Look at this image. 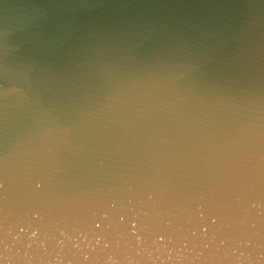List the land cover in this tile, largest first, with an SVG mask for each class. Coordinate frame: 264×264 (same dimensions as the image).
<instances>
[{"label":"water","instance_id":"obj_1","mask_svg":"<svg viewBox=\"0 0 264 264\" xmlns=\"http://www.w3.org/2000/svg\"><path fill=\"white\" fill-rule=\"evenodd\" d=\"M0 264H264V0H0Z\"/></svg>","mask_w":264,"mask_h":264}]
</instances>
